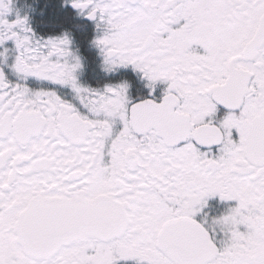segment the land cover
<instances>
[{
	"label": "snow or ice",
	"instance_id": "snow-or-ice-1",
	"mask_svg": "<svg viewBox=\"0 0 264 264\" xmlns=\"http://www.w3.org/2000/svg\"><path fill=\"white\" fill-rule=\"evenodd\" d=\"M66 3L147 96L82 86L70 34L0 0V264H264V0ZM214 197L235 206L198 222Z\"/></svg>",
	"mask_w": 264,
	"mask_h": 264
},
{
	"label": "flooded vegetation",
	"instance_id": "flooded-vegetation-1",
	"mask_svg": "<svg viewBox=\"0 0 264 264\" xmlns=\"http://www.w3.org/2000/svg\"><path fill=\"white\" fill-rule=\"evenodd\" d=\"M47 3V1H44ZM43 1L38 0H12L11 7L14 6L13 13L22 14L25 17V14L30 19V26L32 30L36 33L37 36L48 38L50 36H60L65 32L69 33L72 39L71 51L80 59L82 67L77 72L78 81L82 86L103 89L106 85L116 84L123 80H128L131 87V95L133 97L137 96H147V89L144 87V82L134 75L131 69H120L114 73H106L103 70V57L100 54L98 48L92 43L97 36L95 23L91 20L86 19L84 16L77 13L70 4L66 3V0H62L63 7L66 9L68 19L62 28V32L52 35L48 33L46 37L43 34H39L34 29L32 19L34 15L35 8L41 6ZM21 3V6L24 5V9L18 10ZM29 4V5H27ZM32 12H27L28 10ZM70 15V16H69ZM52 33V32H51ZM33 90L40 88L49 87V85H29ZM164 85H159L156 90V96L159 97L163 91ZM62 94H67V98H71V93L69 89H61ZM235 206V202H222L219 200V197H214L209 199L208 206L196 217L198 222H204L205 220L210 224L213 218L220 217L223 214H226L227 210L230 207ZM218 239H223L222 234L218 233ZM124 264V262H122ZM127 264H134V262H127Z\"/></svg>",
	"mask_w": 264,
	"mask_h": 264
},
{
	"label": "trees",
	"instance_id": "trees-1",
	"mask_svg": "<svg viewBox=\"0 0 264 264\" xmlns=\"http://www.w3.org/2000/svg\"><path fill=\"white\" fill-rule=\"evenodd\" d=\"M39 1V0H38ZM45 1V0H40ZM47 3H42L41 6L35 8L32 19L34 20L33 26L36 32L46 36L48 33L56 35L62 32V28L68 19L66 9L63 7L62 0H46ZM16 2V0H14ZM18 10L24 9V5ZM29 5V4H27ZM70 16V15H69ZM52 32V33H51Z\"/></svg>",
	"mask_w": 264,
	"mask_h": 264
},
{
	"label": "rangeland",
	"instance_id": "rangeland-1",
	"mask_svg": "<svg viewBox=\"0 0 264 264\" xmlns=\"http://www.w3.org/2000/svg\"><path fill=\"white\" fill-rule=\"evenodd\" d=\"M13 7H11V12L10 14L7 16V19L9 21H14L17 16L23 18L24 16L22 14H19V11L17 13H13ZM29 13H31L32 11L27 9ZM25 17L28 18L29 23L31 22L29 17L27 16V14H25ZM39 37V36H38ZM46 37V36H44ZM4 48H7L8 51L4 52ZM0 53H2V55H0V68H3V71L6 74L7 79L9 80V82L11 83H16L18 82V78L16 76V74L11 70V65L14 62V57H15V51H14V45L12 42H7L5 46L0 47ZM26 85L29 87V85H40V87H44V85H48L46 82H41L36 80L35 78H29L26 82Z\"/></svg>",
	"mask_w": 264,
	"mask_h": 264
}]
</instances>
